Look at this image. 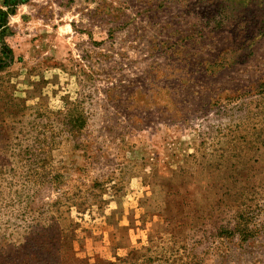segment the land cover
<instances>
[{
    "label": "rangeland",
    "instance_id": "374dc122",
    "mask_svg": "<svg viewBox=\"0 0 264 264\" xmlns=\"http://www.w3.org/2000/svg\"><path fill=\"white\" fill-rule=\"evenodd\" d=\"M0 0V264H264V0Z\"/></svg>",
    "mask_w": 264,
    "mask_h": 264
},
{
    "label": "trees",
    "instance_id": "16d2710c",
    "mask_svg": "<svg viewBox=\"0 0 264 264\" xmlns=\"http://www.w3.org/2000/svg\"><path fill=\"white\" fill-rule=\"evenodd\" d=\"M6 0H3V3H6ZM3 19L0 20V25H2ZM3 67V65L0 64V69Z\"/></svg>",
    "mask_w": 264,
    "mask_h": 264
}]
</instances>
